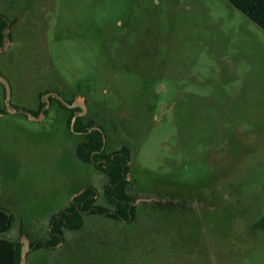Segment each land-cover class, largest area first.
I'll return each mask as SVG.
<instances>
[{"label":"rangeland","instance_id":"374dc122","mask_svg":"<svg viewBox=\"0 0 264 264\" xmlns=\"http://www.w3.org/2000/svg\"><path fill=\"white\" fill-rule=\"evenodd\" d=\"M0 236L29 241L26 264H264V30L227 0H0ZM1 23V22H0ZM85 105L106 153L126 145L134 215H52L107 176L82 160L68 109ZM39 112L35 115L33 112Z\"/></svg>","mask_w":264,"mask_h":264},{"label":"trees","instance_id":"16d2710c","mask_svg":"<svg viewBox=\"0 0 264 264\" xmlns=\"http://www.w3.org/2000/svg\"><path fill=\"white\" fill-rule=\"evenodd\" d=\"M237 8L244 12L249 18L264 29V18H261L253 8L242 3L240 0H230ZM0 26L6 22L0 19ZM2 34L0 33V41ZM71 102V99H67ZM58 101V100H57ZM59 105L69 109L70 114L67 117V124L70 128L71 116L75 108H67L60 101ZM44 105L40 100L39 110ZM5 111L0 106V112ZM36 115V111L33 112ZM96 125L90 119L85 120L83 116H78L75 120V131H87L88 127ZM99 125V124H97ZM83 141L77 146V154L82 159L92 163L96 168L102 170L107 176L104 195L106 199L114 206L113 210L95 203V191L92 186L87 185L84 189L73 197L70 203L62 210L58 211L51 218V227L49 237L43 240L34 241V248L50 247L63 239L64 229H78L84 223L83 213L89 211L92 213H106L107 216L116 219L130 220L135 212L133 197L127 190L129 148L126 145L113 149L106 153L101 150L102 133L98 129H92L82 135ZM100 159V160H99ZM99 160V161H98ZM264 190V173H263ZM13 222L12 213L0 204V232L7 231ZM257 227L264 228V208L255 224ZM21 244L19 240H14L0 236V264H19Z\"/></svg>","mask_w":264,"mask_h":264},{"label":"water","instance_id":"95a60500","mask_svg":"<svg viewBox=\"0 0 264 264\" xmlns=\"http://www.w3.org/2000/svg\"><path fill=\"white\" fill-rule=\"evenodd\" d=\"M0 82L4 85L5 88V103L8 106L9 110L11 111H20V112H24L28 115H30L31 117L35 118L34 115H32V113L28 110H25L23 108H15L13 106H11L10 103V97H11V89H10V85L7 81V79L0 74ZM53 95L55 96L57 99H59L66 107L72 108V107H79L80 110H77L74 112V114L71 117V121H70V128L72 129V131L74 130V124H75V120L77 118V116L82 115V113L85 111V105L81 102H68L67 100H65L64 98H62L58 92L56 91H48L44 93V98L43 101L45 102L44 106L42 107L41 110V114H43L45 108H47L49 106L50 100H49V96ZM92 129H98L101 131L102 133V147L101 149L104 147L105 145V135L103 130L98 126V125H92L88 128V131L92 130ZM20 244H21V250H20V260H19V264H26V259H27V253L29 250V241L26 237H21L20 238Z\"/></svg>","mask_w":264,"mask_h":264},{"label":"crops","instance_id":"0c3cea01","mask_svg":"<svg viewBox=\"0 0 264 264\" xmlns=\"http://www.w3.org/2000/svg\"><path fill=\"white\" fill-rule=\"evenodd\" d=\"M232 6H234L236 9H238L241 13H243L245 16H247L244 12H242L239 8H237L230 0H227ZM242 3L248 5L249 7L253 8L256 13L261 18H264V0H240ZM248 17V16H247ZM249 18V17H248ZM252 20L251 18H249ZM253 21V20H252ZM254 22V21H253ZM256 23V22H254ZM257 24V23H256ZM258 25V24H257ZM259 26V25H258ZM262 28L261 26H259ZM263 29V28H262ZM264 30V29H263Z\"/></svg>","mask_w":264,"mask_h":264},{"label":"flooded vegetation","instance_id":"af4514ba","mask_svg":"<svg viewBox=\"0 0 264 264\" xmlns=\"http://www.w3.org/2000/svg\"><path fill=\"white\" fill-rule=\"evenodd\" d=\"M46 92H48V91H46ZM58 94H59V92H58ZM60 95V94H59ZM62 97V96H61ZM63 98V97H62ZM70 99V98H69ZM49 100H50V102L51 101H56L57 103H58V101H60L59 99H57L55 96H53V95H50L49 96ZM58 100V101H57ZM65 100H67V99H65ZM72 101L71 102H73L74 101V99H71ZM41 101H43V100H41ZM68 101V100H67ZM44 102V101H43ZM61 102V101H60ZM69 102V101H68ZM70 102V103H71ZM62 103V102H61ZM44 104H45V102H44ZM50 104V103H49ZM63 104V103H62ZM58 105H59V103H58ZM64 105V104H63ZM44 106V105H43ZM42 106V107H43ZM65 106V105H64ZM42 107H41V109H40V111L39 112H41V110H42ZM66 107V106H65ZM67 108H69V107H67ZM72 108H75V110H74V112L75 111H77V110H80V108L79 107H72ZM46 109V108H45ZM66 109V108H65ZM69 110V109H68ZM70 111V110H69ZM38 112V113H39ZM44 112H45V110H44ZM43 112V113H44ZM74 112H73V114H74ZM1 113V112H0ZM38 113H36V115L38 114ZM72 114V115H73ZM79 116H81V115H79ZM72 117V116H71ZM78 117V116H77ZM97 125V124H96ZM101 129H102V126H100V125H98ZM89 128V127H88ZM71 129V128H70ZM72 130V129H71ZM103 130V129H102ZM91 131V130H90ZM74 132H79L80 133V135L82 136V135H84L86 132H88V129H87V131H74ZM83 141V140H82ZM102 147V146H101ZM104 147H105V145H104ZM104 147L101 149V150H103L104 149ZM100 160V159H99ZM98 160V161H99ZM64 237V236H63ZM61 241V240H60ZM56 245V244H55ZM27 260V259H26Z\"/></svg>","mask_w":264,"mask_h":264}]
</instances>
